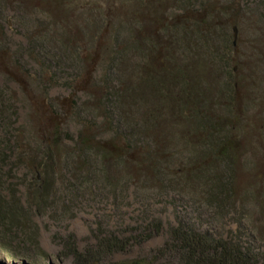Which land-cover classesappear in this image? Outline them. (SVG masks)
<instances>
[{"label": "rangeland", "instance_id": "374dc122", "mask_svg": "<svg viewBox=\"0 0 264 264\" xmlns=\"http://www.w3.org/2000/svg\"><path fill=\"white\" fill-rule=\"evenodd\" d=\"M29 2L25 21L17 16V4L0 3V207L2 215L7 212L0 216V264H72L71 257L60 256L62 238L73 234L83 249L95 242L100 226L128 236V227L151 219L160 221L161 231L113 260L154 256L168 241L170 228L183 223L239 239L264 264V0ZM187 8L204 10L213 23L226 19L224 30L232 34L236 49L234 80L240 81V90L249 87L239 114L219 118L217 142L196 133L205 121L187 118L176 104L167 111L171 93L165 99L156 96L161 86L155 75L152 82L139 80L152 89L141 105L129 101L119 112L107 95L109 86L136 81V67L149 58L132 52L134 40L127 36L150 37L152 18L176 16ZM118 31L119 42L114 41ZM63 39L68 43L62 45ZM218 87L199 80L193 85L210 95ZM69 95L75 97L73 107L54 101ZM149 102L152 113L146 116L152 114L153 134L144 129L142 118ZM91 122L102 139L129 147L127 157L112 159L111 179L92 168V163L106 164L98 150H75L87 130L84 124ZM223 141L236 143V155L232 150L228 155L237 159L232 171L222 157ZM217 176L230 193L214 203L208 194ZM34 189L36 204L31 206ZM12 205L18 209L12 211L15 220L9 218Z\"/></svg>", "mask_w": 264, "mask_h": 264}, {"label": "trees", "instance_id": "16d2710c", "mask_svg": "<svg viewBox=\"0 0 264 264\" xmlns=\"http://www.w3.org/2000/svg\"><path fill=\"white\" fill-rule=\"evenodd\" d=\"M29 1L0 0V3L11 2L12 4H17L20 10V14L17 16L25 21L27 9L30 8ZM203 12L204 10L196 12L192 8H187L182 14L176 16L156 15L155 18H152L153 34L150 37L135 40L132 33L127 36V41L129 37H131L132 41L134 40L133 50L131 48V51H134L138 57L139 55L144 57L147 54L149 58L144 60L145 65L136 67L137 76H139L136 77V81L130 79V82L124 87L109 86L107 95H111V99L113 100L112 105H115L113 106L114 108L116 107L121 112L122 109L126 108L124 106L129 101L139 105L148 102L146 100L148 98L147 94H151L152 89L146 84H143L144 87H142L139 80L152 82L153 75H155L158 77V85L161 86L158 89L155 88L156 96L159 93L165 99L164 94L166 92L171 93L167 111L171 110V107H174L176 104V107L180 108L181 113L187 118L205 121L203 127L197 129L196 133L198 135L202 134L201 137H209L211 141L217 142L214 136L219 132V118L236 117V114H239L240 105L245 103L244 99H248L250 93L247 84L244 85L243 91L240 90V81L234 80L236 72L233 65L236 63V59H234L236 49L233 46L232 34L226 32V29L224 30L225 25L226 27L229 26L226 19H220L213 23L203 16ZM14 17L15 15L11 19ZM140 20L146 21V18L140 16ZM154 24H156V27H154ZM128 25H131V23L128 22ZM118 32L119 35H116V38H114V41L116 40L117 42L121 41V33L120 31ZM35 37L43 36L35 35ZM35 37L31 40L32 43H34ZM52 38L56 39L55 37ZM64 41L63 39L62 42L64 44L61 43L62 45L68 43ZM123 50L119 51L123 53ZM211 64L217 65L215 70L205 71L196 68V65H202L203 67ZM199 71H203L201 75L202 79L200 78ZM248 74L249 72L247 71V77H249ZM48 80H54V77L52 75L48 76ZM198 80L199 83L202 81L203 84H219L221 87L214 88L213 95L201 94L200 90L193 88V85ZM135 82L137 85H140H138V88L134 86L136 85ZM183 87L184 89H181ZM182 90H185L186 94L185 104L182 103ZM54 101L59 106L64 107H73L76 103L74 95ZM147 105L150 107H147ZM223 107L225 110L222 112ZM145 108V113L142 111L144 129L148 133L153 134L152 124L154 125V121L151 119L152 114L146 116L147 112L152 111V104L150 102L146 103ZM123 118H128V115ZM134 119L131 118V122ZM84 127L87 130L82 131L79 135L75 150L78 149V152L81 154L86 153V149H89V151L98 150L96 154H99L101 160H105L106 164L102 167L97 164L94 165L91 162L92 168L96 166V168H99V171L105 173L111 179L110 176L115 167L113 162H111L112 159L114 157L116 159L118 157H127L130 152L129 147L117 140L115 144L113 140L99 137L101 134L96 133L94 123L92 122L84 124ZM133 128L135 129V127ZM223 143H226V145H223L222 157L228 162V169L232 171L238 166L236 164L237 159L228 155H230L231 150L235 151L236 155V148L233 147L236 143L233 144L226 141H223ZM101 167L103 170H100ZM193 173L196 172L194 171ZM215 180L214 184H211L208 194L209 200L214 203L220 202L223 195L225 196L227 193H230V189L221 181L220 176H217ZM228 183H232L231 180ZM45 187L43 186V189ZM34 190L30 200L31 206L32 204H36L35 192L37 190ZM43 197L44 195L39 196V198ZM3 205L0 203V206ZM17 210V207L14 205L8 208L10 219L15 220L16 213L12 211L17 212ZM5 214L7 215V212H4V215H2L1 209V218H4ZM154 220L156 223L152 222L151 219L144 225L128 227V236L117 234L114 231H107L100 226L95 234V242L83 249L78 247L74 235L70 234L61 240L63 248L60 256L71 257L72 264H259L257 253L253 249L251 250L249 247L243 245L239 239L218 237L209 231H202L196 227H187L183 223L170 228L168 241L156 250L154 256L130 260L112 259L115 254L124 253L130 250L133 245L144 242L155 233H159L162 228L161 223L157 219Z\"/></svg>", "mask_w": 264, "mask_h": 264}, {"label": "water", "instance_id": "95a60500", "mask_svg": "<svg viewBox=\"0 0 264 264\" xmlns=\"http://www.w3.org/2000/svg\"><path fill=\"white\" fill-rule=\"evenodd\" d=\"M233 29H234V38H235L234 43H236V39H237V37H238V27L235 25V26L233 27ZM38 176H39V175H38Z\"/></svg>", "mask_w": 264, "mask_h": 264}]
</instances>
